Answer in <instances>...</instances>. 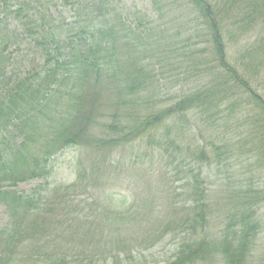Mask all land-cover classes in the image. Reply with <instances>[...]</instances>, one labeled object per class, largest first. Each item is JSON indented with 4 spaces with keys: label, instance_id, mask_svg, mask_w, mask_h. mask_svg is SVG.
Masks as SVG:
<instances>
[{
    "label": "trees",
    "instance_id": "16d2710c",
    "mask_svg": "<svg viewBox=\"0 0 264 264\" xmlns=\"http://www.w3.org/2000/svg\"><path fill=\"white\" fill-rule=\"evenodd\" d=\"M153 1V18L132 24L113 0H0L18 5L21 40L37 44L43 57L37 71L4 78L13 36L0 23V204L9 214L0 228V264H121L125 238L115 249L102 242L107 228L114 231L112 221L129 222L100 198L111 156L133 142L145 150L137 159L179 164L192 178L187 205L176 204V218L162 225L182 235L166 264H250L264 231V186L252 170L264 169V79L256 85L264 75V0ZM50 3L72 7L78 20L66 28L51 19ZM235 46L234 56L228 47ZM157 62L169 72L185 68V82L189 69L199 79L165 103ZM74 147L87 149L91 163L78 162L72 183L51 195L16 189L47 178L51 160ZM204 167L218 174L239 169L232 213L216 238L207 230ZM89 194V212L84 205L72 210Z\"/></svg>",
    "mask_w": 264,
    "mask_h": 264
},
{
    "label": "rangeland",
    "instance_id": "374dc122",
    "mask_svg": "<svg viewBox=\"0 0 264 264\" xmlns=\"http://www.w3.org/2000/svg\"><path fill=\"white\" fill-rule=\"evenodd\" d=\"M113 1L121 17L129 23L136 24L141 16L150 20L153 18V0ZM1 4L0 23L5 22L7 27H4L6 29L4 31L13 36L8 37L9 40L6 41L10 62L4 78L14 76L22 78L26 74L40 69L43 64V57L37 44L35 45L28 38L21 40V38L26 37L24 27L19 21L15 20L13 13V9H16L18 5ZM48 7L47 16L50 14L51 19L61 23L66 28L71 27L70 24L78 20V14L72 7L61 5L60 3H50ZM165 15L166 17L163 21L167 22L171 19V15ZM2 36L0 34V37ZM228 48L229 52L234 56L238 54L236 46ZM154 67L157 79L161 85L160 100L165 103L173 102L176 96H179L182 91L191 88L192 84L199 79L193 77L196 73L190 69L188 73L190 82H185L184 80L187 76L185 68H182L183 70L176 69L174 73L169 72V68L163 70V66L161 67L158 62L154 64ZM263 79L264 75L256 85L259 86ZM110 122L111 119L108 118L107 123ZM98 134L102 135L101 132H98ZM186 138L192 144L194 143L191 136ZM138 151L139 154L145 153V150L135 148V142H133L118 148L115 154L111 156V160L114 163L107 169L109 172L106 173L105 177L107 178L104 179L107 186L103 189L100 203L116 211L119 210V214L124 218L122 220H126L129 223L123 224L120 220L117 222L111 220L113 226L110 229L114 227V231L110 233L107 228L108 233L104 237L107 241L102 243H107L109 249H115L114 244L118 242L117 239L121 241L120 236L125 238L126 246L123 248L125 251L120 254L121 264H166L173 257L182 235L168 233V231L163 232L164 227L162 228V225L176 218L177 214L172 216L173 208L176 204L179 205L180 209L185 208L187 205L190 195H192V183L189 182L192 178L189 177L188 168H178L179 164L170 165L164 160L158 161L155 158L142 160L141 157H138L137 159L135 155H137ZM80 160L90 168L91 160L87 149L84 151L80 147L67 149L51 160V173L47 178L21 182L16 189L26 192H31L35 188L36 190L43 189L42 192H50L49 194L51 195V189L54 187L68 185L75 180L77 164ZM115 166L116 168H114ZM249 166H252V164L242 166L241 170L247 172L246 169H249ZM204 168L203 177H206V173L208 174V177L205 178V186L209 191L206 202L209 214L207 230L208 234L216 238L219 236L218 233L225 227L232 213L231 206H233V201L231 203L229 197L234 195L231 194L232 185L235 187V184L240 183V179L233 174V170L238 169L237 167H228L222 170V174H218L214 167ZM252 170L255 175L259 174L260 178L262 177L260 183L264 186V169L255 167ZM93 195H82L80 198L85 201L84 204L79 203L77 207V199L71 207L72 210L81 209L84 205L85 212H89L91 204L94 203L93 198L95 197ZM125 199L128 201L126 202ZM70 205L67 207L69 208ZM97 212H99L98 209L94 211V213ZM261 213L262 223L264 224V203L261 205ZM8 224L9 214L5 205L0 204V228ZM122 225L126 226L121 227V231H115L116 227ZM61 229L63 231V227L60 228V232H62ZM67 232L71 233L73 230ZM257 244L256 253L250 259V264H260V257L264 253V231L259 235Z\"/></svg>",
    "mask_w": 264,
    "mask_h": 264
}]
</instances>
